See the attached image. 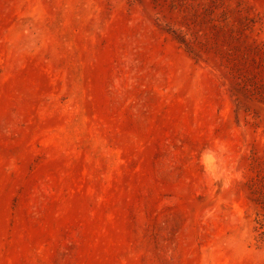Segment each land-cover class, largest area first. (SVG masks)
<instances>
[{"label":"rangeland","instance_id":"obj_1","mask_svg":"<svg viewBox=\"0 0 264 264\" xmlns=\"http://www.w3.org/2000/svg\"><path fill=\"white\" fill-rule=\"evenodd\" d=\"M0 264H264V0H0Z\"/></svg>","mask_w":264,"mask_h":264}]
</instances>
